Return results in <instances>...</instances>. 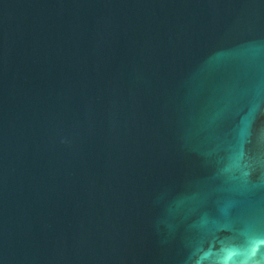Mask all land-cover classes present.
<instances>
[{"label": "water", "instance_id": "1", "mask_svg": "<svg viewBox=\"0 0 264 264\" xmlns=\"http://www.w3.org/2000/svg\"><path fill=\"white\" fill-rule=\"evenodd\" d=\"M0 264H264V0H0Z\"/></svg>", "mask_w": 264, "mask_h": 264}]
</instances>
